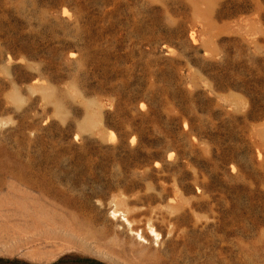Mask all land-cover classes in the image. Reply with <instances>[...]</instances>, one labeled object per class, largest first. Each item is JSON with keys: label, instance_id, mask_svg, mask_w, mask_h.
<instances>
[{"label": "rangeland", "instance_id": "1", "mask_svg": "<svg viewBox=\"0 0 264 264\" xmlns=\"http://www.w3.org/2000/svg\"><path fill=\"white\" fill-rule=\"evenodd\" d=\"M0 264H264V0H0Z\"/></svg>", "mask_w": 264, "mask_h": 264}]
</instances>
